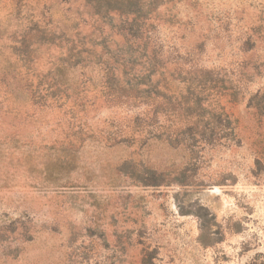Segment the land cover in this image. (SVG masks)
<instances>
[{"label": "rangeland", "instance_id": "374dc122", "mask_svg": "<svg viewBox=\"0 0 264 264\" xmlns=\"http://www.w3.org/2000/svg\"><path fill=\"white\" fill-rule=\"evenodd\" d=\"M92 3L0 0V264H264V0H160L158 71L143 43L116 90L130 37Z\"/></svg>", "mask_w": 264, "mask_h": 264}, {"label": "trees", "instance_id": "16d2710c", "mask_svg": "<svg viewBox=\"0 0 264 264\" xmlns=\"http://www.w3.org/2000/svg\"><path fill=\"white\" fill-rule=\"evenodd\" d=\"M160 0H94V3H92V6L94 5V8H98V11H95L93 13V16H96V22L97 24L92 25L94 28L99 29L100 27L99 23L100 21L110 25V27H114L107 19L109 18L111 21H113V14L111 13H118L120 14L121 24L118 28L119 31H124L130 38L127 39V42L129 43V49L126 53V60L123 62H120L118 59H115L116 65L112 67V65L109 67H105V75L104 77L107 78V88L116 90L117 84H115V79L118 74L125 75L127 73L126 67L127 65L135 66L137 65L138 58H151L146 49V42H152L154 44V50H152V58L150 61H145V64H147L145 71H148L147 77L149 80L153 75H155V72L157 73L158 70L154 69L153 66V58L156 55L157 47H162V43H160L159 38L155 35H153V27L154 24L151 22V18H154L160 22V18L157 14L154 16L151 15L153 11H158ZM148 8V9H146ZM105 11L102 13L101 11ZM111 12V13H110ZM79 19V17H77ZM99 21V22H98ZM58 27V26H57ZM56 26L54 28H40L36 31H33L30 33L29 37L22 40V43L26 45L25 47H30V42H32L33 38H35L33 44H54L56 39L58 38L57 34L62 31H55ZM77 27V24L73 23L70 25L68 30H75ZM102 27V26H101ZM65 31V30H64ZM66 32V31H65ZM80 32H77L74 36L75 38H68V41L66 43V54L68 57V62L72 61L73 64H78L81 62H84L85 60H90V56H93L96 58L97 63H103L105 61L100 60L98 55V49L97 46L99 44L98 41H96L93 38V35L90 36V38H87V36H84L83 38L79 37ZM123 35V34H122ZM125 36V35H124ZM145 43V44H143ZM143 44V45H141ZM138 47H140L138 49ZM143 47V49L141 48ZM140 50V51H139ZM143 63V61H142ZM141 63V64H142ZM70 66V65H69ZM151 67L153 69H151ZM145 68V67H143ZM59 70L64 69V64L62 67L58 68ZM142 72V71H141ZM114 83V84H112ZM115 85V89L113 88ZM137 85L140 86H147L148 89H143V92H146V94L149 93V98H152L151 96H154L155 99L159 98L161 96V93L158 89H156L154 94L151 95L149 88L153 85L149 82L142 81L141 83L137 82ZM118 90V89H117ZM195 105L200 106L202 104V97L199 95L193 97ZM190 100V99H189ZM191 105V103L189 104ZM158 109V108H156ZM159 113V111H158ZM201 117V113H196L195 118H197V121ZM185 116V120H186ZM142 118L140 116H137L135 118V122L137 126H135L132 130L138 131L137 127H139V124L141 123ZM196 121V122H197Z\"/></svg>", "mask_w": 264, "mask_h": 264}]
</instances>
